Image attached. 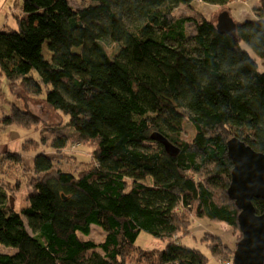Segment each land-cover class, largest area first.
I'll return each instance as SVG.
<instances>
[{
  "label": "trees",
  "instance_id": "obj_1",
  "mask_svg": "<svg viewBox=\"0 0 264 264\" xmlns=\"http://www.w3.org/2000/svg\"><path fill=\"white\" fill-rule=\"evenodd\" d=\"M195 1L23 0L17 29H0V75L24 101L1 128H40L29 97L68 117L66 131L0 155V264H208L180 240L201 219L231 227L232 242L206 236L233 256L242 235L228 142L264 154V8L255 21L177 17ZM76 146L90 159L68 152ZM253 204L261 215L264 200ZM93 225L100 243L87 239ZM141 232L165 247L137 246Z\"/></svg>",
  "mask_w": 264,
  "mask_h": 264
},
{
  "label": "rangeland",
  "instance_id": "obj_2",
  "mask_svg": "<svg viewBox=\"0 0 264 264\" xmlns=\"http://www.w3.org/2000/svg\"><path fill=\"white\" fill-rule=\"evenodd\" d=\"M23 0H1L0 1V29L4 28L7 30L17 29L15 14L20 13V5ZM73 4L77 7L81 0H72ZM262 6L261 0H236L235 2L228 5V9L223 7H217L214 5L201 3L199 0L193 3V8L186 6H180L176 9L175 14L179 16H193L203 14L206 18L214 19L217 21L218 16L225 12L229 14L238 22L244 21H255L257 20L258 9ZM189 31L193 32V28L189 27ZM242 47L250 52L252 57L256 58L252 50L244 43ZM260 62V60H259ZM261 70H264V66L260 65ZM16 94V92H14ZM30 109L34 114L38 115L42 119L43 123L39 126L38 130H26L20 129L16 126H10L1 128L0 123V155L6 152L21 153L22 145L28 139L41 140L42 135H49L51 129L54 131H66L68 117L62 113L55 112L47 106L40 98L29 97L26 98ZM13 102L23 106L22 100H19L14 94L10 93L9 85L4 77L0 75V121L4 115L11 113ZM45 145H41L32 155L26 157V161L31 164L32 157L36 154L42 153ZM69 153L77 155L80 160L87 161L91 157V149L83 146H76L68 150ZM66 152V153H68ZM68 163H73L72 159L65 160ZM19 170L22 167L17 165ZM10 169V168H8ZM14 170V169H12ZM1 172V169H0ZM18 174V173H17ZM2 175V173H0ZM20 201V200H19ZM206 234L220 237L225 242L234 241L235 237L232 234V229L229 225L218 221H210L207 219L195 220L192 223L190 233L183 236L180 240L182 244L199 249L208 259V264H225L230 260L233 264V256L229 259L222 260L220 257L221 253L213 251L210 247L213 242H217L215 239H211ZM105 235L99 229L98 226L93 225L91 235L87 239L93 240L95 243H100L104 240ZM205 237V239H202ZM231 244V243H230ZM136 245L143 249H163L165 243L158 238H155L148 233L141 232ZM236 249V248H235ZM4 252H8V249H2ZM218 254V255H217ZM136 264V263H130Z\"/></svg>",
  "mask_w": 264,
  "mask_h": 264
},
{
  "label": "water",
  "instance_id": "obj_3",
  "mask_svg": "<svg viewBox=\"0 0 264 264\" xmlns=\"http://www.w3.org/2000/svg\"><path fill=\"white\" fill-rule=\"evenodd\" d=\"M261 1L264 8V0ZM152 139L162 144L169 155L179 154V149L164 136L155 133ZM228 155L234 165L228 195L240 210L238 224L242 235L233 264H264V212L257 215L253 204L254 199L264 200V154L233 139L228 142Z\"/></svg>",
  "mask_w": 264,
  "mask_h": 264
},
{
  "label": "built area",
  "instance_id": "obj_4",
  "mask_svg": "<svg viewBox=\"0 0 264 264\" xmlns=\"http://www.w3.org/2000/svg\"><path fill=\"white\" fill-rule=\"evenodd\" d=\"M225 264H232V262L231 261H227V262H225Z\"/></svg>",
  "mask_w": 264,
  "mask_h": 264
}]
</instances>
